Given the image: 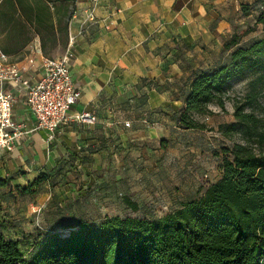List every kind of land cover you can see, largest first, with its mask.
<instances>
[{
  "label": "crops",
  "instance_id": "0c3cea01",
  "mask_svg": "<svg viewBox=\"0 0 264 264\" xmlns=\"http://www.w3.org/2000/svg\"><path fill=\"white\" fill-rule=\"evenodd\" d=\"M243 1L75 0L68 23V37H73L68 67L81 94L51 139L27 107L26 86L0 84L12 95V119L25 130L13 149L0 150V180H6L0 185L1 208L6 207L1 198L12 200L0 212L6 225L0 232L16 239L36 232L40 226L28 230L21 222L23 204L27 208L28 202L42 199L44 210L57 209L63 195L69 196L64 188L110 183L106 174L125 166L129 155L139 157L146 154L147 143L169 140L183 105L180 94L195 72L223 56L235 17L243 18ZM87 10L94 13L93 21L86 19ZM6 57L30 84L41 77L38 38L21 59ZM78 111L94 114L95 123L74 121L71 116ZM97 172L106 177L97 179ZM41 174L44 180L23 194L21 189Z\"/></svg>",
  "mask_w": 264,
  "mask_h": 264
},
{
  "label": "trees",
  "instance_id": "16d2710c",
  "mask_svg": "<svg viewBox=\"0 0 264 264\" xmlns=\"http://www.w3.org/2000/svg\"><path fill=\"white\" fill-rule=\"evenodd\" d=\"M74 2L0 0L1 52L17 61L35 38L43 56L66 48ZM258 3L241 4L242 15ZM256 23L264 26V10ZM251 30L234 31L223 43L222 61L194 73L182 91L179 127L206 129L196 117L212 115V103L224 109L229 83L263 67L264 34L239 45ZM233 115L235 121L220 129L230 136L244 125L256 136L257 149L241 142L223 148L220 175L201 195L153 218L106 216L96 224L78 220L75 226L39 228L19 239L0 232V264H264V130L258 131L254 117L240 105ZM43 180L41 174L21 192L29 193ZM124 201L136 208L129 198Z\"/></svg>",
  "mask_w": 264,
  "mask_h": 264
},
{
  "label": "rangeland",
  "instance_id": "374dc122",
  "mask_svg": "<svg viewBox=\"0 0 264 264\" xmlns=\"http://www.w3.org/2000/svg\"><path fill=\"white\" fill-rule=\"evenodd\" d=\"M253 1L243 2L251 4ZM263 1L259 0L262 4L248 7V16L235 17L236 32L252 27L248 34L241 37L239 45H246L264 34V26L256 23L257 15L264 10ZM64 51L65 48L56 47L48 55L42 56L44 60L57 58ZM236 104L242 107V112L254 117L258 131L264 130V65L229 83L225 89L224 109L212 103L209 105L212 115L196 117L206 124V129H183L176 125L169 140L147 143L146 154L140 152L141 155L137 157V153L133 152L125 166L114 168L106 174L112 182L92 184L91 187V183H88L86 188L75 187L77 189L66 187L64 190L69 196L64 194L63 200L60 198L62 204L57 209L55 206H45L44 210L42 199L28 202L27 208L23 204L21 222L30 230L37 228V225L40 229L43 226L56 229L75 226L78 220L96 224L106 216L153 218L201 195L220 175L223 148L230 147L233 142H241L257 149L256 136L246 131L244 125L238 126L230 136L220 129V126L235 121L233 111ZM103 175L100 172L95 174L97 179L105 178ZM116 176L121 178L114 180ZM124 197L135 203L136 208L125 203ZM1 199L6 207L1 208V203L0 212H6L12 200L9 197ZM13 201L16 203L15 199Z\"/></svg>",
  "mask_w": 264,
  "mask_h": 264
},
{
  "label": "built area",
  "instance_id": "2783aa9c",
  "mask_svg": "<svg viewBox=\"0 0 264 264\" xmlns=\"http://www.w3.org/2000/svg\"><path fill=\"white\" fill-rule=\"evenodd\" d=\"M86 19H95L92 10L86 11ZM73 37H68L64 53L57 58H47L43 62V73L30 84L20 74L15 64L7 62L5 54L0 52V84L11 81L25 85L26 104L36 119L37 127L44 129L51 139L54 132L67 121L69 108L80 97V89L74 84L68 67L72 56ZM13 98L9 92L0 90V150H11L25 132L21 124L12 119ZM74 121L84 124L95 123L91 112L78 111L72 116ZM128 125V123H125Z\"/></svg>",
  "mask_w": 264,
  "mask_h": 264
}]
</instances>
